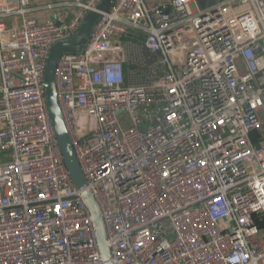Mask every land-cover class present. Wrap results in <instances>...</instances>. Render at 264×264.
<instances>
[{
	"label": "built area",
	"instance_id": "1",
	"mask_svg": "<svg viewBox=\"0 0 264 264\" xmlns=\"http://www.w3.org/2000/svg\"><path fill=\"white\" fill-rule=\"evenodd\" d=\"M101 2L61 3L39 23L31 0H0V264H264V0L99 13L55 70L77 190L44 70Z\"/></svg>",
	"mask_w": 264,
	"mask_h": 264
},
{
	"label": "water",
	"instance_id": "2",
	"mask_svg": "<svg viewBox=\"0 0 264 264\" xmlns=\"http://www.w3.org/2000/svg\"><path fill=\"white\" fill-rule=\"evenodd\" d=\"M114 2L115 0H102L96 12H89L85 16L75 37L68 41L54 45L49 52L44 70L43 85L49 116L65 167L68 170L70 179L77 190H82L84 188V179L75 158L69 137L65 131L55 89V70L61 55L65 53H80L83 50L94 23L100 17L99 13L107 12L112 7ZM215 2V0H209L208 2L207 0H199V5L201 7H204L205 5L211 6L214 5ZM82 198L84 199L88 211L95 224L101 255L104 260H108L109 254L106 248L103 226L97 207L94 203V200L87 192L82 194Z\"/></svg>",
	"mask_w": 264,
	"mask_h": 264
},
{
	"label": "crops",
	"instance_id": "3",
	"mask_svg": "<svg viewBox=\"0 0 264 264\" xmlns=\"http://www.w3.org/2000/svg\"><path fill=\"white\" fill-rule=\"evenodd\" d=\"M31 1L33 3V11L30 13L29 17L39 23H42L45 20L54 17V12L57 10V5L61 3L71 4L74 2V0H31ZM208 1L209 0H207V2ZM215 1L218 2L220 0H215ZM197 2L199 5V0H197ZM49 5L52 6L53 8L48 9L47 6ZM205 6L209 7L208 5ZM199 7L201 6L199 5ZM64 11L66 12V16H65L66 20H69L70 16L75 12V9L73 7H65ZM7 23L10 24V21H7Z\"/></svg>",
	"mask_w": 264,
	"mask_h": 264
},
{
	"label": "rangeland",
	"instance_id": "4",
	"mask_svg": "<svg viewBox=\"0 0 264 264\" xmlns=\"http://www.w3.org/2000/svg\"><path fill=\"white\" fill-rule=\"evenodd\" d=\"M262 136H264V130H263Z\"/></svg>",
	"mask_w": 264,
	"mask_h": 264
}]
</instances>
